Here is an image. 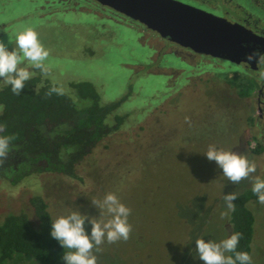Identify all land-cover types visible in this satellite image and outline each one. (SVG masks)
Segmentation results:
<instances>
[{"label": "rangeland", "instance_id": "374dc122", "mask_svg": "<svg viewBox=\"0 0 264 264\" xmlns=\"http://www.w3.org/2000/svg\"><path fill=\"white\" fill-rule=\"evenodd\" d=\"M201 1L210 11L227 12L230 21L264 26V0ZM91 7L38 9L26 0H0V42L11 50L15 33L32 27L49 53L45 76L61 90L89 80L105 103L127 97L116 110L125 116L122 125L77 166L78 178L42 173L17 185L0 179V219L29 212L34 194L45 199L53 220L77 209L95 217L92 201L111 192L130 210L131 228L127 240L93 248L97 264H203L193 259L194 241L228 236L224 194L251 187L253 177L264 179V117L256 92L241 97L226 82L228 71L243 80L251 75L223 60L226 69L209 60L202 66L190 57L199 55L142 24ZM210 144L244 155L255 171L230 183L203 156ZM250 207L258 218L255 264H264V204Z\"/></svg>", "mask_w": 264, "mask_h": 264}, {"label": "trees", "instance_id": "16d2710c", "mask_svg": "<svg viewBox=\"0 0 264 264\" xmlns=\"http://www.w3.org/2000/svg\"><path fill=\"white\" fill-rule=\"evenodd\" d=\"M108 11L119 16L112 9ZM34 71L19 94L0 84V136L9 137V149L0 156V179L12 185L42 173L78 178L77 166L125 120L116 110L126 96L105 103L89 80L71 81L65 91L40 69ZM227 73L226 82L241 97L251 96L258 87L253 77L243 80L240 72ZM261 150L257 144L254 152ZM235 197L229 210L228 236L241 233L236 251L247 252L255 264L258 218L250 204L257 198L251 187ZM28 201L29 212L8 213L0 219V264H63L62 251L68 250H62L49 236L53 218L48 204L39 194Z\"/></svg>", "mask_w": 264, "mask_h": 264}, {"label": "clouds", "instance_id": "9594fccd", "mask_svg": "<svg viewBox=\"0 0 264 264\" xmlns=\"http://www.w3.org/2000/svg\"><path fill=\"white\" fill-rule=\"evenodd\" d=\"M14 39L15 47L11 50L5 43L0 42V84L10 86L13 94H19L24 89L25 82L32 76L28 66L44 72L46 69L43 62L49 53L32 27H24L17 31ZM24 60L27 61V65L19 67ZM260 79L264 80V72L260 74ZM8 149L9 137L0 136V156L5 155ZM203 156L214 162L220 173L233 184L248 177L256 167L244 155L225 151L211 144ZM251 192L256 196L257 202L264 204V179L259 176L253 177ZM223 198L226 207L232 210L235 194L227 193ZM92 204L99 210L98 216L82 214L77 209L69 211L66 215H59L50 222V238L55 240L62 250H68L62 251L63 264H97V257L92 251L94 247L98 252L102 242L112 243L128 238L131 226L127 222V217L130 210L115 194L109 192L101 200H93ZM105 214L108 218L101 219L100 217ZM220 215L223 218L226 213L221 212ZM85 221L90 225L87 231ZM240 237L241 233L234 232L218 242L204 237L197 238L194 241L193 259H199L203 264H251V257L247 252L236 251Z\"/></svg>", "mask_w": 264, "mask_h": 264}, {"label": "water", "instance_id": "95a60500", "mask_svg": "<svg viewBox=\"0 0 264 264\" xmlns=\"http://www.w3.org/2000/svg\"><path fill=\"white\" fill-rule=\"evenodd\" d=\"M95 1L198 54L236 63L251 62L254 46H264V37L177 0Z\"/></svg>", "mask_w": 264, "mask_h": 264}, {"label": "flooded vegetation", "instance_id": "af4514ba", "mask_svg": "<svg viewBox=\"0 0 264 264\" xmlns=\"http://www.w3.org/2000/svg\"><path fill=\"white\" fill-rule=\"evenodd\" d=\"M4 1L7 4H9V0H4ZM177 1H180L182 3H185V4L191 5L193 7L199 8L201 10H204L206 12L213 14V15L225 18L228 21H230L225 16V14L228 15L227 12L224 14H222L220 11L215 13L214 11H216V10L212 9L211 7L210 8L212 11H210L204 7L203 2L201 0H177ZM26 3L33 5L35 8H38V9L58 8L59 6L62 8L64 7V8H69V9L92 8L91 6H95L97 8H102V9H110L106 6L101 5L100 3H98L95 0H26ZM119 17L133 21V22L138 24L137 21H134V20H132V19L120 14V13H119ZM249 21H250V19H249ZM249 21H248V24H245L242 21H238V22L230 21V22L235 24L236 26L246 28L258 36L264 37V26L253 25V24H250ZM167 41H169V40H167ZM170 43L175 44L171 41H170ZM175 45H177V44H175ZM181 48H184V47H181ZM184 49L192 51L191 49H188V48H184ZM253 49H254V51L249 56L252 58L251 62L250 61H246V62L241 61L239 63H236V62H231V61L224 60V59L214 58V57H211L209 55L198 54V53H195L194 51H192V52L199 55V56H193L192 55L190 57L195 58V60L199 59V63L202 64V66L206 64V62H205L206 60H209L210 63L214 62L215 64L219 65V69L220 68L226 69L220 64L219 60L227 61L229 63V65H231V67L238 68L240 70H245L248 73H250L251 77L255 78L257 83H258V87L254 90V92H256V95H257V105H258V110L260 112L259 117L263 118L264 117V109H263V105H264V80L260 79V74L262 72H264V46L256 44ZM172 53H173V55H178L177 54L178 52H175V53L172 52ZM200 56L203 58H201ZM188 59H190V58L188 57ZM210 66H212V65H210Z\"/></svg>", "mask_w": 264, "mask_h": 264}]
</instances>
